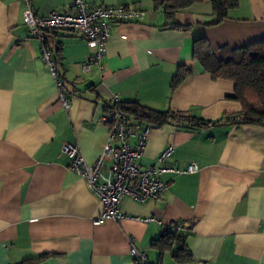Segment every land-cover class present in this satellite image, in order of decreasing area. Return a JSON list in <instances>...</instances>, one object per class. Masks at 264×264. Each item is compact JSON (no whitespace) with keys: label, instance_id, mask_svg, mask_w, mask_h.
Wrapping results in <instances>:
<instances>
[{"label":"crops","instance_id":"0c3cea01","mask_svg":"<svg viewBox=\"0 0 264 264\" xmlns=\"http://www.w3.org/2000/svg\"><path fill=\"white\" fill-rule=\"evenodd\" d=\"M30 1L37 16L70 8V0ZM86 1L131 4L144 15L112 24L101 74L95 65L83 72L93 50L78 32L47 34L66 81L65 110L40 41L24 40V0H0V264H136L131 245L150 264H264V125L227 121L242 109L234 82L212 78L193 58L196 37L215 51L264 40V0H238L219 22L208 1L179 9L172 19L158 0ZM180 65L190 73L172 89ZM115 97L213 124L151 127L138 163L155 165L174 146L165 164L178 171L160 176L167 190L158 199L124 196L123 218L94 225L102 202L71 169L61 145L77 142L94 164L108 137L101 117ZM191 162L198 169L184 172ZM175 221L186 225L176 232L187 261H177L176 243L162 250L153 244Z\"/></svg>","mask_w":264,"mask_h":264},{"label":"built area","instance_id":"2783aa9c","mask_svg":"<svg viewBox=\"0 0 264 264\" xmlns=\"http://www.w3.org/2000/svg\"><path fill=\"white\" fill-rule=\"evenodd\" d=\"M23 21L28 27L29 38L40 41V56L52 77L58 98L65 110L70 107V99L65 89V79L58 70L55 58L47 43V34L57 30L78 32L87 46L93 50L91 58L81 65L83 72L91 71L95 65L101 74L104 70L102 59L105 54V41L114 23H125L143 17L144 11L131 4L106 5L90 4L86 0H70V8L65 11H50L45 16H37L31 1L24 0ZM114 102L120 100L115 97ZM101 121L108 125V137L96 162L88 164L77 142H64L61 152L71 159L70 167L87 183L91 192L102 202L100 214L93 219L97 225L106 220L123 218L120 204L124 196L134 200L158 199L167 190L168 183L160 176L167 171H178L165 164L172 155L174 146L169 145L157 157V164L141 168L138 161L142 157L150 125L138 122L128 112L111 108L102 115ZM134 138V143L131 139ZM198 165L191 162L184 172H195ZM156 220L149 217L146 221ZM172 230L182 231L185 223L175 221ZM130 256L136 264H150L143 250L131 245Z\"/></svg>","mask_w":264,"mask_h":264},{"label":"trees","instance_id":"16d2710c","mask_svg":"<svg viewBox=\"0 0 264 264\" xmlns=\"http://www.w3.org/2000/svg\"><path fill=\"white\" fill-rule=\"evenodd\" d=\"M158 1L163 3V8L169 19H172L175 11L179 9L208 1L212 5V13L217 22L227 18L230 9L236 7L238 3V0ZM172 23L177 25L173 20ZM193 58L212 78L229 79L234 82L233 97L240 102L242 109L239 117H229L227 121L237 124L264 125V40L234 49L223 46L215 51L209 47L205 38L196 37L193 44ZM189 73V67L180 65L171 79V88H176ZM111 108L124 110L138 122L146 123L150 127L170 123L183 129H200L213 124L211 120L185 115L170 109H153L136 101H113L108 111ZM174 243L177 244V249L174 251L177 261L189 260L190 255L184 241L175 230H165L153 244L162 250L170 248Z\"/></svg>","mask_w":264,"mask_h":264}]
</instances>
